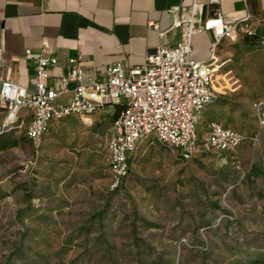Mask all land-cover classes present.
I'll use <instances>...</instances> for the list:
<instances>
[{
  "label": "rangeland",
  "instance_id": "374dc122",
  "mask_svg": "<svg viewBox=\"0 0 264 264\" xmlns=\"http://www.w3.org/2000/svg\"><path fill=\"white\" fill-rule=\"evenodd\" d=\"M256 33L220 45L231 73L201 123L256 138L237 159L212 151L185 161L146 139L112 190L114 115L66 118L37 143L16 123L8 136L18 145L0 151V264H264V28Z\"/></svg>",
  "mask_w": 264,
  "mask_h": 264
},
{
  "label": "built area",
  "instance_id": "2783aa9c",
  "mask_svg": "<svg viewBox=\"0 0 264 264\" xmlns=\"http://www.w3.org/2000/svg\"><path fill=\"white\" fill-rule=\"evenodd\" d=\"M218 3L210 0L211 5ZM171 12L175 14L173 28L181 32L175 46L160 47L141 65L128 67L122 60L111 64L102 78L87 71L85 57L80 54L69 59L70 71L51 84L58 58L45 48L37 56L28 49L25 57L36 63L35 87L30 90L13 79L2 80L1 131L21 121L26 123L28 137L37 143L65 118L93 117L97 111L120 106L106 139L112 190L128 176L132 155L146 139L176 149L185 161L212 151L236 152L249 139L244 132L219 120L208 121L201 130V123L218 96L217 86L226 84L231 73V58L219 55L220 45L224 40L236 41L241 31L256 33L263 20L249 16L229 24L217 10L204 18L198 2L174 6ZM202 32L214 35L211 55L195 59L193 40ZM2 56L0 48V60ZM67 94L72 95L69 102H58ZM256 105L262 106V102Z\"/></svg>",
  "mask_w": 264,
  "mask_h": 264
},
{
  "label": "crops",
  "instance_id": "0c3cea01",
  "mask_svg": "<svg viewBox=\"0 0 264 264\" xmlns=\"http://www.w3.org/2000/svg\"><path fill=\"white\" fill-rule=\"evenodd\" d=\"M194 2L202 5L204 18L217 10L229 24L250 16L262 19L264 28V0H219L216 5L210 0H0V88L3 79H13L34 89L36 63L25 57L28 49L37 56L45 48L58 58L51 84L70 71L69 59L80 54L96 78L121 60L128 67L141 65L160 47L179 42L171 9ZM213 41L212 32L195 35L193 57L209 58Z\"/></svg>",
  "mask_w": 264,
  "mask_h": 264
},
{
  "label": "trees",
  "instance_id": "16d2710c",
  "mask_svg": "<svg viewBox=\"0 0 264 264\" xmlns=\"http://www.w3.org/2000/svg\"><path fill=\"white\" fill-rule=\"evenodd\" d=\"M256 36L261 37V36H260L259 34H257V33L252 35V37H256ZM229 71H230V69H229ZM214 102H215V101H214ZM214 102H213V103H214ZM209 106H210V105H209ZM208 108H209V107H208ZM208 108H207V109H208ZM119 110H120V106H117V105H116V106H112L111 108H109V109H107V110L105 111L104 114H107V116H105V117H113V115H114V120H115V118L117 117V114H118ZM104 114H102V115H104ZM65 119H66V118H65ZM63 120H64V119H63ZM211 120H217V119L211 118V119H209L208 121H211ZM208 121H207V122H208ZM92 125H93V124H92ZM12 129H15V127H14V128H11L10 130H5V131L0 132V151L7 150V149H9V148H11V147H15V146L18 145V139H17V138H11V137L8 136L9 131H11ZM25 133H26V128H25ZM26 136H27V138H28L31 142H33V140H31V139L28 137L27 133H26ZM249 141H250V142H253V141H252V138H249L247 141H245V142H244V143L238 148V150H237L236 152H224V153L230 155V156H231L232 158H234V159H237V158H238V154H239V150H240V149H241L246 143H248ZM220 153H223V152H220ZM210 154H211V152L208 153V154H203V155L198 156V157L193 158V159L203 158V157L208 156V155H210ZM193 159H191V160H193ZM130 172H131V171H130ZM129 174H130V173H129ZM129 174H128V176H129ZM128 176L125 177V178L123 179L121 185H120L118 188L114 189V190H118V189H120V187L124 184V182H125V180L128 178ZM31 199H32V198H31ZM108 205H109V202H106L104 208H103L102 210H100L99 212H97L96 214H94V215L92 216V218H93V219H99V220H102L103 216H104V215L106 214V212H107ZM5 264H8V263H5Z\"/></svg>",
  "mask_w": 264,
  "mask_h": 264
},
{
  "label": "bare ground",
  "instance_id": "6f19581e",
  "mask_svg": "<svg viewBox=\"0 0 264 264\" xmlns=\"http://www.w3.org/2000/svg\"><path fill=\"white\" fill-rule=\"evenodd\" d=\"M238 38V36H237ZM84 120H87L88 123H92L94 121V118H90V119H84ZM91 121V122H90Z\"/></svg>",
  "mask_w": 264,
  "mask_h": 264
}]
</instances>
